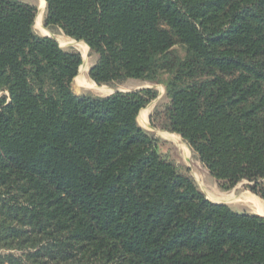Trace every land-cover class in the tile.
<instances>
[{
    "label": "trees",
    "instance_id": "obj_1",
    "mask_svg": "<svg viewBox=\"0 0 264 264\" xmlns=\"http://www.w3.org/2000/svg\"><path fill=\"white\" fill-rule=\"evenodd\" d=\"M0 0V264H264V217L206 198L138 115L177 134L222 190L264 202V0Z\"/></svg>",
    "mask_w": 264,
    "mask_h": 264
},
{
    "label": "rangeland",
    "instance_id": "obj_2",
    "mask_svg": "<svg viewBox=\"0 0 264 264\" xmlns=\"http://www.w3.org/2000/svg\"><path fill=\"white\" fill-rule=\"evenodd\" d=\"M23 1L34 5L37 9V14L39 13L38 9L40 0ZM43 16L44 11L42 12L40 19L38 20L39 22L37 21V26L34 22L35 31L40 35H47L54 38L64 49L72 48L78 51L82 57V63L79 67V70L81 69V72L78 70V74H80L82 78L87 79V81H92L88 76V71L95 62L96 56L94 54H91L89 52V49L87 53L83 55L80 43L81 41H76L69 38L68 36L64 35L58 28H45L43 25ZM74 79L75 81H73L72 89L74 94L76 95L90 93L98 96H106L115 91H132L140 89L144 86H150L145 82H141L135 79H129L120 84H96L101 88L99 90H95L83 88V85L76 81V78ZM154 87L158 90L157 97L140 111L137 119L139 125L143 127L149 134L161 140L160 149L164 153V155L169 157L177 165L187 169L189 174L197 183L200 190L210 201L225 203L237 211L259 214L264 217L263 200L255 194L251 193L249 190L245 189L243 186V182L237 184L230 190H222L215 179L209 175L207 169L195 157L189 146L181 139L179 135L162 130L151 124L150 116L155 111V109L160 106L165 100L163 87L161 85H154Z\"/></svg>",
    "mask_w": 264,
    "mask_h": 264
},
{
    "label": "bare ground",
    "instance_id": "obj_3",
    "mask_svg": "<svg viewBox=\"0 0 264 264\" xmlns=\"http://www.w3.org/2000/svg\"><path fill=\"white\" fill-rule=\"evenodd\" d=\"M44 8H45V1L44 0H40L39 9H38L39 13L37 14V17L35 18V25L36 26H37V23L39 22L38 20L40 19L41 15H42V12L44 11ZM80 43H81L82 53H83V55H85L87 53V51H88V48H87L86 44H84L83 42H80ZM79 71L81 72V69ZM76 81L81 83V85H83V88H86V89L99 90L101 88V87L97 86L93 81H87V79L82 78V76H80V74H77Z\"/></svg>",
    "mask_w": 264,
    "mask_h": 264
},
{
    "label": "water",
    "instance_id": "obj_4",
    "mask_svg": "<svg viewBox=\"0 0 264 264\" xmlns=\"http://www.w3.org/2000/svg\"><path fill=\"white\" fill-rule=\"evenodd\" d=\"M48 37H50V36H48ZM149 87H151V86H144L142 88H149ZM214 203H218V202H214Z\"/></svg>",
    "mask_w": 264,
    "mask_h": 264
},
{
    "label": "crops",
    "instance_id": "obj_5",
    "mask_svg": "<svg viewBox=\"0 0 264 264\" xmlns=\"http://www.w3.org/2000/svg\"><path fill=\"white\" fill-rule=\"evenodd\" d=\"M40 35V34H39ZM42 36H47V35H42ZM259 215V214H258Z\"/></svg>",
    "mask_w": 264,
    "mask_h": 264
}]
</instances>
